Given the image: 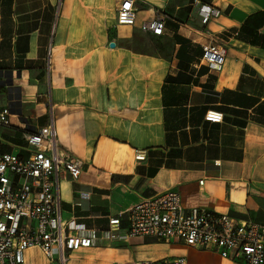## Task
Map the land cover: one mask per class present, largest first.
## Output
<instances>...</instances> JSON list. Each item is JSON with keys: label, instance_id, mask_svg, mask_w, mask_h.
Returning a JSON list of instances; mask_svg holds the SVG:
<instances>
[{"label": "crops", "instance_id": "crops-1", "mask_svg": "<svg viewBox=\"0 0 264 264\" xmlns=\"http://www.w3.org/2000/svg\"><path fill=\"white\" fill-rule=\"evenodd\" d=\"M193 1L134 0V25L118 26L115 0H0L1 102L19 103L10 120L19 130L2 134L0 153L47 124L50 102L59 147L80 165L76 181L60 182L61 212L98 241L66 264H241L124 238L125 217L118 240L103 235L108 218L164 190L185 213L264 227V0H199L219 11L205 26ZM159 14L161 36L141 30ZM209 35L224 50L219 72L200 62ZM208 110L222 122H205ZM25 258L49 264L38 249Z\"/></svg>", "mask_w": 264, "mask_h": 264}, {"label": "built area", "instance_id": "built-area-1", "mask_svg": "<svg viewBox=\"0 0 264 264\" xmlns=\"http://www.w3.org/2000/svg\"><path fill=\"white\" fill-rule=\"evenodd\" d=\"M115 1L117 25L133 26L137 11L134 0ZM193 5L202 26L219 16L217 9L199 0H194ZM164 22L165 16L159 14L143 23L141 30L159 37L163 34ZM209 38L202 46L200 62L212 72H219L225 60L224 50L211 35ZM18 104L11 99L4 105L0 93V145L4 132L19 130L10 122ZM48 109L45 126L23 132V148L0 153V264H26L25 253L30 249H38L49 264H66L69 253L94 247L98 241L96 233L87 230L83 223L62 215L60 182L64 175L76 181L81 171L79 162L61 151L50 102ZM204 121L219 124L222 114L208 110ZM144 158L141 153H135V161ZM78 199L88 200V194L79 193ZM122 217L127 222L124 238L179 242L189 248L214 252L231 262L264 264V227L198 209L185 213L181 198L174 190L161 191L108 218V228L103 232L108 240H118L115 234ZM169 264H185V260L176 258Z\"/></svg>", "mask_w": 264, "mask_h": 264}, {"label": "rangeland", "instance_id": "rangeland-1", "mask_svg": "<svg viewBox=\"0 0 264 264\" xmlns=\"http://www.w3.org/2000/svg\"><path fill=\"white\" fill-rule=\"evenodd\" d=\"M33 262H34V264H37V259L33 258Z\"/></svg>", "mask_w": 264, "mask_h": 264}, {"label": "trees", "instance_id": "trees-1", "mask_svg": "<svg viewBox=\"0 0 264 264\" xmlns=\"http://www.w3.org/2000/svg\"><path fill=\"white\" fill-rule=\"evenodd\" d=\"M263 15H264V14H263ZM263 17H264V16H263ZM261 26H264V21L261 23L260 27H261Z\"/></svg>", "mask_w": 264, "mask_h": 264}, {"label": "water", "instance_id": "water-1", "mask_svg": "<svg viewBox=\"0 0 264 264\" xmlns=\"http://www.w3.org/2000/svg\"><path fill=\"white\" fill-rule=\"evenodd\" d=\"M111 47L113 46V45H110Z\"/></svg>", "mask_w": 264, "mask_h": 264}]
</instances>
